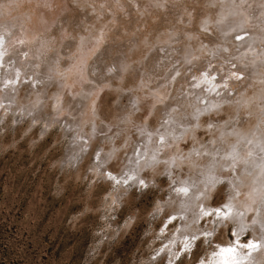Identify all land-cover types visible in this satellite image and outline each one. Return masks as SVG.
<instances>
[{
    "label": "rangeland",
    "instance_id": "obj_1",
    "mask_svg": "<svg viewBox=\"0 0 264 264\" xmlns=\"http://www.w3.org/2000/svg\"><path fill=\"white\" fill-rule=\"evenodd\" d=\"M2 12L29 40L0 62V264H215L218 244L264 236L260 162L235 183L237 165L205 175L211 157L225 162L224 135L264 159V0H0ZM146 145L157 154L139 163ZM182 182L201 189L192 210L177 203ZM257 187L261 209L239 226L224 204H251Z\"/></svg>",
    "mask_w": 264,
    "mask_h": 264
},
{
    "label": "bare ground",
    "instance_id": "obj_2",
    "mask_svg": "<svg viewBox=\"0 0 264 264\" xmlns=\"http://www.w3.org/2000/svg\"><path fill=\"white\" fill-rule=\"evenodd\" d=\"M243 4V3H242ZM230 5V4H229ZM226 7V6H225ZM222 8H224V7H222ZM221 8V9H222ZM227 8V10H230L229 11V13L231 12V6H230V9H228V6L226 7ZM241 8H242V6H241ZM2 9V8H1ZM220 9V10H221ZM225 9V8H224ZM219 10V11H220ZM227 10H224V11H227ZM234 10V9H233ZM243 11V10H242ZM5 12H7V11H5ZM10 12V11H9ZM220 12H223V9H222V11H220ZM11 13V12H10ZM228 13V14H229ZM247 13V12H246ZM233 14V13H232ZM3 15H5L4 14V12H2V13H0V17H2ZM237 15V14H236ZM247 15V14H246ZM8 16V15H7ZM229 16V15H228ZM233 15H231V19H233V17H232ZM242 16H243V14H242ZM4 17V16H3ZM10 17V16H9ZM227 17V16H226ZM244 17V16H243ZM242 17V18H243ZM5 18H7V17H5ZM10 18H12V16L10 17ZM9 18V19H10ZM242 18H241V20H242ZM246 17H244V19H245ZM8 19V18H7ZM14 19H15V17L13 18V21H14ZM219 19V18H218ZM217 19V20H218ZM237 19V18H236ZM243 19V20H244ZM248 19H249V17H248ZM219 20H221V19H219ZM240 20V19H239ZM222 21V20H221ZM233 21H235L234 19H233ZM246 20H244V22H245ZM0 22H3V19H2V21L0 20ZM243 22V21H242ZM243 22V23H244ZM8 24H2V23H0V62H4V64H5V62L8 60H6L5 58H6V56L9 54V53H11V54H13V52L15 51V44H17L18 43V41L19 40H22V41H27V40H29V38L27 37L28 35V32H27V27H29V25H27L26 24V26L24 27L23 25H22V27H19V28H14L15 27V25L17 26V25H20L21 26V24H20V22L18 23V22H16V24H14L13 22H7ZM217 23V22H216ZM219 23V22H218ZM239 23V22H238ZM222 24V23H221ZM234 24V23H233ZM225 25V24H224ZM240 25H241V23H240ZM31 26V25H30ZM41 26V25H40ZM218 27H219V25H218ZM221 29H222V27H221ZM12 30V31H11ZM241 32V31H240ZM226 36V35H225ZM233 40H235V43H236V39H233ZM233 40L232 41H230V42H233ZM237 42H238V40H237ZM21 43V42H20ZM23 45V44H22ZM39 47V46H38ZM187 47V46H186ZM38 51V50H37ZM40 51V50H39ZM187 52H189V51H187ZM191 52V51H190ZM36 54V53H35ZM39 54V53H38ZM38 54H37V56H38ZM180 54V53H179ZM189 55H190V53H189ZM12 56V55H11ZM36 56V57H37ZM39 57H42V56H38V58L37 59H39ZM183 57H185V55H183ZM30 59V58H29ZM43 59V58H42ZM83 59L85 60V58L83 57ZM83 59H81V62L83 61V63H85V61L83 60ZM176 59H178V58H176ZM200 59V58H199ZM245 59V58H244ZM32 60V59H31ZM36 60V59H35ZM35 60H33L32 61V63L35 61ZM187 60V59H186ZM27 61V60H26ZM38 61V60H37ZM197 61V60H196ZM244 61V60H243ZM251 61V60H250ZM42 62V61H41ZM45 62V61H44ZM79 62V61H78ZM200 62H201V60H200ZM245 62V61H244ZM252 62H254V61H252ZM182 63H184V61H182ZM192 63V62H191ZM190 63V64H191ZM195 63V62H194ZM199 62L197 61V65H196V63H195V65L196 66H194V67H200L201 66V63H199ZM3 64V63H2ZM40 64V62L38 61V65ZM253 64V63H252ZM34 65V64H33ZM36 65V64H35ZM80 65V64H79ZM84 65V64H83ZM178 66V65H177ZM177 66H175V69H173V70H178L179 68H176ZM180 66V65H179ZM181 66H182V64H181ZM40 67V66H39ZM80 67H82V66H80ZM193 67V68H194ZM249 67V66H248ZM84 68V67H83ZM82 68V69H83ZM184 68V67H183ZM183 68H181L180 70L181 71H183L182 69ZM2 69V68H1ZM69 69V68H68ZM210 69V68H209ZM77 70V69H76ZM176 70V71H177ZM179 70V71H180ZM192 71H193V69H192ZM199 71V69L198 70H196V72H198ZM196 72H194V75L196 74L197 75V73ZM1 73V72H0ZM32 73V72H31ZM30 73V74H31ZM174 73V72H173ZM202 73V72H201ZM208 73V72H207ZM210 73V72H209ZM173 75V74H172ZM175 75V74H174ZM79 76V75H78ZM204 76V75H203ZM208 77L209 75H205V77ZM211 76V75H210ZM210 76H209V79H211L210 80V84L214 87L215 86V82L214 81H212V78H210ZM69 77V76H68ZM173 76H171L170 78H172ZM201 77V76H200ZM206 77V79H208ZM214 77V76H213ZM203 78V77H202ZM202 78H201V80H202ZM36 79V78H35ZM199 78H197V80H198ZM205 79V78H204ZM67 80V79H66ZM70 79H68V81H69ZM200 80V79H199ZM209 80H207L206 82H208ZM215 81H217L216 79H215ZM218 82V81H217ZM199 83H202V81L201 82H199ZM208 83V84H209ZM225 83V82H224ZM223 83V84H224ZM209 84V85H210ZM208 85V86H209ZM217 85V84H216ZM76 86V85H75ZM197 86H199V85H197ZM207 86V87H208ZM205 87H206V85H205ZM216 87V86H215ZM209 88H211V87H209ZM246 88V87H245ZM9 89V88H8ZM212 89H214V88H212ZM244 89V88H243ZM5 90V89H4ZM245 90V89H244ZM213 91V90H212ZM239 91V90H238ZM249 91H250V89H249ZM201 91H199V94H201L200 93ZM220 92V91H219ZM245 92V91H244ZM159 93V92H158ZM214 93V92H213ZM237 93V92H236ZM243 93V92H242ZM189 94V93H188ZM217 94H218V92H217ZM216 94V95H217ZM153 95V94H152ZM221 95V94H220ZM185 96V95H184ZM237 96H238V94H237ZM245 96V95H244ZM1 97V96H0ZM146 97V96H145ZM166 97V96H165ZM209 97H211V96H209ZM223 97V96H222ZM222 97H221V99H222ZM236 97V96H235ZM256 97V96H255ZM8 98V97H7ZM7 98H6V101H7ZM195 98V97H194ZM206 98H208V97H206ZM220 98V97H219ZM219 98L217 97V102H215V98L212 100V98L210 99L209 98V100L205 103V104H203L202 106H201V108H202V110L204 109L203 107H208V108H210L211 106H216V103H218V101H219ZM224 98V97H223ZM226 98V97H225ZM5 99V98H4ZM3 98L2 99H0V101L1 102H5V100H4ZM145 99V98H144ZM165 99L166 98H164V100L163 101H165ZM187 99V98H186ZM188 99H190L189 97H188ZM229 99V98H228ZM235 99V98H234ZM9 100V99H8ZM184 100V102H185V99H183ZM230 100V99H229ZM232 100V99H231ZM155 101H156V99H155ZM187 101V100H186ZM192 101V100H191ZM190 101V102H191ZM195 101V100H194ZM204 101V99L202 100V102ZM222 100H220V102H221ZM8 102V101H7ZM142 103H143V101H141ZM140 102V103H141ZM153 102V101H152ZM189 102V101H188ZM187 102V103H188ZM189 102V103H190ZM219 102V103H220ZM222 102H224V101H222ZM222 102H221V104H222ZM236 102V101H235ZM251 102V101H250ZM6 103V102H5ZM4 103V104H5ZM139 103V102H138ZM141 103V104H142ZM155 103V102H154ZM186 102L185 103H183L184 104V107H185V109H186V106L187 105H185V104H187ZM188 103V104H189ZM196 103V102H195ZM218 103V104H219ZM3 104V103H2ZM10 104V102L9 103H6V105H8V106H10L9 105ZM169 104V103H168ZM193 104H194V102H193ZM199 104V103H198ZM202 104V103H201ZM231 104V103H230ZM255 104V103H254ZM151 105H153V104H151ZM192 105V104H191ZM191 105H189L190 106V108H189V106H187L191 111H189L188 109H186L187 111H189L190 113H192V114H194L193 113V111H192V109H191ZM220 105V104H219ZM260 105H263V103L262 104H260ZM12 106V105H11ZM21 106H22V104H21ZM161 106V105H160ZM163 106H164V104H163ZM166 106H167V104H166ZM165 106V107H166ZM195 106V105H194ZM196 106H197V104H196ZM200 106V105H199ZM140 107V106H139ZM149 107V106H148ZM158 107V106H157ZM164 107V109H166ZM176 107V106H175ZM261 107V106H260ZM259 107V108H260ZM152 108V107H151ZM169 108H170V106H169ZM169 108H167L168 110H169V113H170V111L172 112V110H170ZM179 108V107H178ZM177 108V109H178ZM201 108H199L198 106L196 107V110H198V112L201 110ZM215 108H217V107H214V109ZM160 109H162V111L164 110L163 109V107L161 106V107H158V110H160ZM176 109V110H177ZM182 109H183V107H182ZM181 109V110H182ZM247 109H249V108H247ZM254 109H256V107L254 108ZM257 109H258V107H257ZM193 110L194 111H196L194 108H193ZM152 111V110H151ZM178 111V110H177ZM243 111V110H242ZM254 112L256 111V110H253ZM165 112H166V110H165ZM168 112V111H167ZM175 112V111H174ZM179 112V111H178ZM178 112H177V114H178ZM182 112V111H181ZM184 112H186V111H184ZM250 112V111H249ZM253 112V113H254ZM259 112V111H258ZM258 112L256 113L258 116H259V114H258ZM263 112H264V110H263ZM168 113V114H169ZM183 113V112H182ZM197 113V112H196ZM165 114V113H164ZM174 114V113H173ZM198 114V113H197ZM243 114V113H242ZM166 115V114H165ZM185 115H186V113H185ZM247 115H249V114H247ZM174 116H175V114H174ZM254 117H256L255 115H253ZM167 118H168V120H169V122H170V124L171 123H173V121H175V118L177 117V115H176V117H173V115L170 113V115H169V117L168 116H166ZM181 117V115L178 117V118H180ZM195 117V116H194ZM244 117V116H243ZM263 117V116H262ZM197 118V117H196ZM251 118V117H250ZM259 118L262 120V118L259 116ZM264 118V117H263ZM252 120L253 119H256V118H251ZM180 119H178V121H179ZM259 120V119H258ZM177 121V122H178ZM254 121H256L257 122V120H254ZM166 122V121H165ZM164 122V123H165ZM168 122V123H169ZM180 122V121H179ZM182 122V121H181ZM251 122V121H250ZM255 122V123H256ZM264 122V121H263ZM163 124V123H162ZM257 124V123H256ZM249 125V124H248ZM248 125H247V127H244L243 126V124H241V129H243L244 130V128H246L247 129V131H248V129H251L250 127H254L255 128V126L254 125H249L250 127L248 128ZM168 126H170V125H168ZM174 126V125H173ZM190 126H191V124H190ZM257 126V125H256ZM215 127V126H214ZM220 127V126H219ZM234 127V126H233ZM244 127V128H243ZM212 128V127H211ZM222 128V127H221ZM239 128V127H238ZM254 128H252V129H254ZM218 130H219V128H217ZM235 128H233V130H234ZM240 129V130H241ZM259 129V128H258ZM263 129H264V127H263ZM185 130V129H184ZM239 130V129H238ZM239 130V133H238V135L239 134H241V132H242V130L240 131ZM256 130V131H255ZM255 130H251V132H253V134L255 135L256 134V132H259L257 129H255ZM174 131V130H173ZM173 131L172 130H170V129H166V133L165 132H162L160 135L163 137V143L165 144L164 146H166V144H167V142L169 141V137H168V135H170V136H172V137H174L175 138V136H174V134L175 133H173ZM177 131V130H176ZM222 131V130H221ZM235 131V130H234ZM225 132V131H224ZM233 132V131H232ZM250 132V133H251ZM179 133V132H178ZM243 133V132H242ZM250 133H249V135H250ZM260 133V132H259ZM213 134V133H212ZM252 134V133H251ZM254 135H252V142H260V139L264 136V134L262 133V134H260L262 137L260 138V139H258L257 137H259V135H257V137H255ZM75 136V135H74ZM225 135H224V139H223V141H224V143L226 144V146L225 145H223V147L221 148V152L223 153V155H224V158H225V162H222L223 160H222V158H221V162L219 163L218 161H220V159L216 156V158H214V157H211V158H213V159H215V160H213L212 161V163H213V165H212V169H210V170H207L209 173H205V171H206V169H204L205 171H204V173H205V175L206 174H208V178H210V179H214V180H217L216 178H218L219 176H221V175H223L224 173V171H229L232 167H233V165H237L236 167H235V169H233L235 172H236V174H234V172H232L233 174H232V177L230 178V180H231V182L232 183H235L236 182V179H238L239 177L241 178V177H250V176H248V175H250V171L252 170L251 168L252 167H254L253 165H255L258 161L260 162V164H258V170L259 171H261V170H263L264 169V163H263V161H264V159H261V157L260 156H257V154H256V148L254 149L253 147H252V145H248V142H247V140L246 141H244L245 143H243V145H244V147L242 146V148H243V150H241L240 151V148L238 149V146H241V144H242V142L241 143H238L237 141H236V139L237 138H233L235 141H236V143H238V145H236L235 144V146H233V144H232V146H230L229 144V141H228V138L227 139H225ZM235 137H238V138H241L240 137V135L239 136H236L235 135ZM250 137V136H249ZM249 137H247L248 139H249ZM76 138V137H75ZM173 138V139H174ZM264 138V137H263ZM262 138V139H263ZM81 139H83V138H81ZM233 139H232V141H233ZM76 140V139H75ZM83 141V140H82ZM230 141H231V139H230ZM249 141V140H248ZM179 142V141H178ZM247 142V143H246ZM84 143V142H83ZM148 143V142H147ZM160 143V142H159ZM162 143V144H163ZM169 143H170V141H169ZM211 143V142H210ZM229 143V144H228ZM264 143V142H263ZM81 144H82V142H81ZM162 144H161V147H162ZM250 144V143H249ZM252 144V143H251ZM152 146V145H151ZM168 146V145H167ZM78 147V146H77ZM84 148L86 147V144H84V146H83ZM139 147V146H138ZM140 147H142V146H140ZM148 147H150V146H147L146 145V147H145V149H144V147H143V151L142 150H139L138 151V153L136 154L137 155V157L140 159V161H139V163H143V162H145V161H147V160H145V158L142 160L141 158H140V155L143 153V155H144V153L146 154V155H148L150 158H154V156H156V154H157V148H156V145L155 146H153V147H151L150 149V152H149V149H148ZM159 147V146H158ZM257 147H263L264 148V145L262 144V142H260V144H258L257 145ZM82 148V147H81ZM87 148V147H86ZM198 148V147H197ZM211 148V147H210ZM157 149V150H156ZM81 150V149H80ZM203 150V149H202ZM75 151V150H74ZM113 151V150H112ZM208 151V150H207ZM218 151V150H217ZM220 151V150H219ZM239 151V152H238ZM211 152V151H210ZM249 152V153H248ZM216 153V152H215ZM214 152L212 153V154H215ZM220 153V152H219ZM218 153V154H219ZM205 154V153H204ZM217 153H216V155H218ZM136 155H135V157H136ZM142 155V156H143ZM259 155V154H258ZM263 155V154H262ZM105 156V155H104ZM141 156V157H142ZM215 156V155H214ZM221 156V155H220ZM263 158V157H262ZM155 159V158H154ZM192 159V158H191ZM198 159V158H197ZM219 159V160H218ZM102 162V161H101ZM147 163V162H146ZM163 166V165H162ZM211 167V166H210ZM202 168V167H201ZM225 168H227V170H225ZM255 168V167H254ZM251 169V170H250ZM203 170V169H202ZM109 172V174H111L110 176L111 177H115V179H116V177L118 176V175H116V174H114V173H112L111 171H108ZM107 172V173H108ZM248 174H247V173ZM256 172V171H255ZM129 173V172H128ZM228 173V172H227ZM229 173H230V171H229ZM253 173V172H252ZM258 173V172H257ZM135 174V173H134ZM198 175V174H197ZM225 175V174H224ZM252 176V175H251ZM133 177V176H132ZM140 177V176H139ZM143 177V176H142ZM206 177V176H205ZM221 177H223V176H221ZM226 177V176H225ZM257 177V176H256ZM118 178V177H117ZM200 178V177H199ZM227 178V177H226ZM254 180V179H253ZM207 181V180H206ZM238 182V181H237ZM243 182H244V180H243ZM252 182V181H251ZM250 182V183H251ZM190 183V182H189ZM189 183H187V182H182V183H180L177 187L180 189H178L179 191H181V189H186V192L185 191H182V192H180L181 194H183V200H180L181 198L179 197L178 198V200H179V202H177V203H179V205H181V206H184L186 209H188V210H192V207H193V205H195L196 203H197V199H196V194L201 190V189H197L196 191H190V189L192 188V187H190V185L191 184H189ZM249 183V184H250ZM247 184H245V186H246ZM259 185V184H258ZM248 186V185H247ZM251 186V185H250ZM249 186V187H250ZM204 187V186H203ZM195 188V187H194ZM246 188V187H245ZM250 188H248V193L250 192V190H249ZM192 190V189H191ZM195 190V189H194ZM190 191V192H189ZM242 191V190H241ZM246 191H247V189H246ZM263 192H264V190H263ZM184 193H186V195L184 194ZM249 195V194H248ZM261 193H260V190H259V187H257V188H254L253 189V191L251 192V194H250V197L253 199V201L251 202V204H245L244 202H237L236 201V203H239V204H235L233 201L232 202H230V200H229V202H227V201H225V202H227L226 204H224V206H226V208H227V212H225L224 214L226 215V214H228V212L229 211H233V212H231L232 213V217H234V216H236L235 217V219H236V221H237V223H238V225L239 226H241L242 224H248V223H252V220L249 218V212H250V210H251V208H253V209H256V211H257V209H259L258 207H255V203L257 204V203H260V204H262V199H261ZM198 197V196H197ZM247 199H248V197H247ZM235 200V199H234ZM248 200H246V202H247ZM181 202V203H180ZM200 202V201H199ZM224 203V202H223ZM222 203V204H223ZM198 205V204H197ZM202 206V203H201V205H200V207ZM215 207V209H216V213L219 211H222V208L219 206V205H217V206H214ZM214 207H211V206H206L205 204H203V209H201V210H203L202 212H204V213H210V208L212 209V208H214ZM208 208V209H207ZM221 208V209H220ZM225 208V209H226ZM194 209V208H193ZM215 209H212V210H215ZM232 209V210H231ZM250 209V210H249ZM252 209V210H253ZM261 209V208H260ZM177 210V209H176ZM188 210H185L184 212H183V214L185 213V214H187V211ZM197 210H198V207H197ZM207 210H209V211H207ZM211 210V211H212ZM182 211V210H181ZM215 212V211H214ZM213 212V213H214ZM173 213V212H172ZM180 213H182V212H180ZM201 213V212H200ZM182 214V215H183ZM222 214H223V212H222ZM222 214H220L221 216H222ZM224 214H223V217H224ZM173 215V214H172ZM174 215H177V213L175 212L174 213ZM218 215V214H217ZM229 215H230V213H229ZM229 215H227V216H229ZM259 215V214H258ZM257 215V216H258ZM195 216V215H194ZM226 216V217H227ZM229 217L230 219L232 218V217ZM255 215H253V217H254ZM257 216L256 217H254V220H256V218H257ZM187 217V216H186ZM219 217V216H218ZM184 218V217H183ZM259 218V217H258ZM182 220V219H181ZM253 220V221H254ZM261 220L262 221H264V218L262 219V218H260L259 219V223H261ZM243 222V223H242ZM183 224V223H182ZM260 225H262L261 227H264L263 226V223H261ZM237 228V227H236ZM187 230V229H186ZM259 231V230H258ZM186 231L185 230H182V231H179L178 232V234L179 235H181V234H183V235H185L184 233H185ZM198 232V231H197ZM210 232V231H209ZM213 232V231H212ZM242 233V231H239V229L237 228V229H235V236L236 237H239L240 236V234ZM177 234V235H178ZM192 236V235H191ZM235 237V238H236ZM261 237V236H260ZM185 238H187V236L185 237ZM173 239V238H172ZM188 239V238H187ZM237 239V238H236ZM227 241V240H226ZM229 241V240H228ZM227 241V242H228ZM236 241V240H235ZM230 242V241H229ZM228 242V243H229ZM169 243H170V241H169ZM172 243V242H171ZM236 243V242H235ZM250 243H255L256 245H257V247L255 248V249H251V248H248V247H246L247 245H249ZM184 244V243H183ZM237 244L239 245V247L240 246H242V248H239V247H237V246H234V245H236V244H234V245H231V244H229V245H223V244H218L219 245V253L221 254L220 256H219V258L217 259V261H216V263L215 264H226V262L227 263H229V264H232V262L233 261H235V262H237L238 264H259V262L263 259V255H264V247L262 246V245H264V236L262 237V238H257V237H251V240L250 241H248V244H246V243H244L242 240H238V242H237ZM228 247H233V248H235L236 249V251H235V253L233 254V253H228V252H226V251H221L222 249H226V248H228ZM244 247H246L247 248V252H245V249H244ZM258 247H261L262 249H259V250H256ZM167 249V248H166ZM217 252H218V250H217ZM229 255V256H228ZM228 256V257H227ZM217 258V257H216ZM215 258V259H216ZM215 259L214 258H212V260H214L215 261ZM233 260V261H232ZM229 261V262H228ZM263 262V261H262ZM206 263V262H205ZM210 263H211V261H210ZM212 263H214V262H212ZM236 263V264H237ZM264 263V262H263ZM209 264V263H208Z\"/></svg>",
    "mask_w": 264,
    "mask_h": 264
},
{
    "label": "snow or ice",
    "instance_id": "obj_3",
    "mask_svg": "<svg viewBox=\"0 0 264 264\" xmlns=\"http://www.w3.org/2000/svg\"><path fill=\"white\" fill-rule=\"evenodd\" d=\"M110 179H114V177H109ZM119 182V181H118ZM140 183L141 184H143V181L141 180L140 181ZM181 191H185L186 192V189H181ZM206 215H208V213H205ZM187 247V246H186ZM246 247H248V248H251V249H255L256 247H257V245L255 244V243H250L249 245H247ZM221 251H226V252H228V253H235V251H236V249L235 248H233V247H228V248H226V249H222ZM226 264H227V262H226ZM232 264H236V262H232Z\"/></svg>",
    "mask_w": 264,
    "mask_h": 264
}]
</instances>
